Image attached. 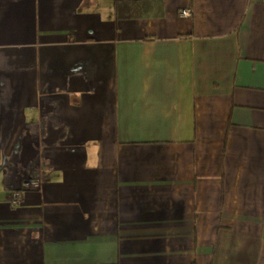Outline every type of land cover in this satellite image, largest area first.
Returning <instances> with one entry per match:
<instances>
[{"label": "crops", "instance_id": "1", "mask_svg": "<svg viewBox=\"0 0 264 264\" xmlns=\"http://www.w3.org/2000/svg\"><path fill=\"white\" fill-rule=\"evenodd\" d=\"M0 264H264V0H0Z\"/></svg>", "mask_w": 264, "mask_h": 264}, {"label": "built area", "instance_id": "2", "mask_svg": "<svg viewBox=\"0 0 264 264\" xmlns=\"http://www.w3.org/2000/svg\"><path fill=\"white\" fill-rule=\"evenodd\" d=\"M179 15L183 18H188L191 16V10L190 9H182L179 13ZM39 186V183L37 180H28L24 183V188L26 189H37ZM17 200V195H14L13 201L16 202Z\"/></svg>", "mask_w": 264, "mask_h": 264}]
</instances>
